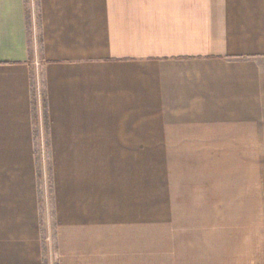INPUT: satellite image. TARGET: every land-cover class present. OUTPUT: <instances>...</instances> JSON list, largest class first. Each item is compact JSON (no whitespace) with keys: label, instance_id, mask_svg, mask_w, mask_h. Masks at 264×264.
Returning <instances> with one entry per match:
<instances>
[{"label":"crops","instance_id":"1","mask_svg":"<svg viewBox=\"0 0 264 264\" xmlns=\"http://www.w3.org/2000/svg\"><path fill=\"white\" fill-rule=\"evenodd\" d=\"M37 5L0 0V264H264V0Z\"/></svg>","mask_w":264,"mask_h":264},{"label":"rangeland","instance_id":"2","mask_svg":"<svg viewBox=\"0 0 264 264\" xmlns=\"http://www.w3.org/2000/svg\"><path fill=\"white\" fill-rule=\"evenodd\" d=\"M38 0H30V11L31 13H33V15L35 16V30L37 28V23H38V5H37ZM32 9V10H31ZM34 29V28H33ZM38 37V34H37ZM38 42L39 38L37 39ZM37 54L39 56V62L36 64H33V72H34V79H36V84L37 87L40 88V92L43 93V83H42V71H41V45L40 43H38L37 48H36ZM43 125V124H42ZM152 149H156L155 153H152V155H157V147H152ZM40 165V182L42 183V197H43V192L46 190L47 191V200H48V205H47V200H44L45 204H44V212L46 213V217H51L53 210H52V199L50 197L51 194L48 195V192L51 189V185H50V179H51V174H50V163L47 161H43L41 163H39ZM159 183H158V163L157 162H152V177H151V212H150V216L152 218H159V217H174V209H173V203L171 204H161V202L159 201V187H158ZM48 188V189H47ZM146 213V212H145ZM52 220V219H51ZM51 229V227H50ZM50 229L49 230V234L48 236L51 237L52 235L50 234ZM47 236V235H46ZM47 241H45L46 243ZM49 243L48 247H51V243L52 240L49 238Z\"/></svg>","mask_w":264,"mask_h":264},{"label":"trees","instance_id":"3","mask_svg":"<svg viewBox=\"0 0 264 264\" xmlns=\"http://www.w3.org/2000/svg\"><path fill=\"white\" fill-rule=\"evenodd\" d=\"M43 124H44V127L45 129L47 130L48 129V121H49V118H48V112H47V105H46V100H45V96L43 95Z\"/></svg>","mask_w":264,"mask_h":264}]
</instances>
